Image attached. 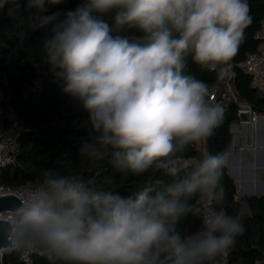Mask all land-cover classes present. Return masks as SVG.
Listing matches in <instances>:
<instances>
[{"label": "clouds", "instance_id": "obj_1", "mask_svg": "<svg viewBox=\"0 0 264 264\" xmlns=\"http://www.w3.org/2000/svg\"><path fill=\"white\" fill-rule=\"evenodd\" d=\"M61 2L0 0V10L10 4L15 18ZM250 12L248 0H82L63 16L39 17L33 30L51 26L40 40L43 64L88 113L81 163L107 160L116 175L148 179L124 194L113 175L86 179L75 159L62 161L0 228V249L52 264H220L245 233L248 210L224 207V154H188L225 119L189 62L226 74ZM128 29L141 35L121 34ZM189 217L200 222L194 231L183 226Z\"/></svg>", "mask_w": 264, "mask_h": 264}, {"label": "trees", "instance_id": "obj_2", "mask_svg": "<svg viewBox=\"0 0 264 264\" xmlns=\"http://www.w3.org/2000/svg\"><path fill=\"white\" fill-rule=\"evenodd\" d=\"M81 2L82 0H62L60 4L46 5L44 12L26 10L22 16L15 18L7 15L10 4L0 10V92L4 97L7 125L11 127L12 124L8 117V111L11 110L19 126L12 149L15 164L5 168L0 174V182L4 187H32L42 178L45 170H59L62 161L72 158L86 179L100 180L113 175L119 190L124 194H130L148 179V174L139 177L129 175L126 178L116 175L107 160L100 162L95 168H89L87 161L81 163L78 158L81 145L92 131L88 123V113L77 98L62 91L63 82L43 64L40 40L51 26L35 30L32 26L38 23L41 16L57 12L63 16V13L75 9ZM248 3L252 24L245 30V42L232 62L233 86L239 98L264 117V94L251 88L248 75L239 67L246 55L255 50L254 36L264 20V0H248ZM21 7L23 8V4ZM121 34L128 37L141 35L133 29L125 30ZM189 71L208 82L210 88L216 81L215 71L201 69L191 62ZM238 119V106L233 104L225 111L222 125L205 141L206 153H225L232 139L230 127ZM188 154L194 159L200 158L197 145L191 147ZM221 182L227 189L224 207L229 214L239 208L248 210L243 221L246 231L237 238L235 246L230 250L229 264H255L257 259L264 264V195L237 198L236 181L227 167ZM213 207L218 209L219 206ZM199 224L198 219L189 217L183 226L188 231H194ZM2 264L23 263L12 253L4 256ZM32 264L52 262L43 255L34 254Z\"/></svg>", "mask_w": 264, "mask_h": 264}, {"label": "built area", "instance_id": "obj_3", "mask_svg": "<svg viewBox=\"0 0 264 264\" xmlns=\"http://www.w3.org/2000/svg\"><path fill=\"white\" fill-rule=\"evenodd\" d=\"M254 39L256 41L255 50L246 55V58L241 64H239V67L248 75L251 88L264 94V20L261 21L259 28L255 33ZM233 77L232 68L223 76H218L216 72V81L210 88V98L213 102L220 103L225 111L231 105H237L239 117H241L242 114L247 116L250 127L254 129L257 120L261 117V115L239 98L233 86ZM3 103L4 97L0 92V174L5 168L15 164L12 149L15 145L17 136L12 127L8 126L6 123ZM30 187L31 186H23L18 189H11L4 187L0 182V197L15 195L21 202ZM243 205L246 206V203H243ZM11 214L12 212L0 214V219H6L9 221ZM12 253L18 256L21 263L32 264V256L34 254L29 255L28 253L19 252L12 247H8L5 255ZM229 260L230 254L226 258H220V264H229Z\"/></svg>", "mask_w": 264, "mask_h": 264}, {"label": "crops", "instance_id": "obj_4", "mask_svg": "<svg viewBox=\"0 0 264 264\" xmlns=\"http://www.w3.org/2000/svg\"><path fill=\"white\" fill-rule=\"evenodd\" d=\"M233 125L236 128V132L232 135L231 143H234V149H239L240 153L238 159L228 154L226 157L228 161L226 167L229 174L235 179L236 184L239 185L237 188V198H240L242 192L246 193V196H254L255 193L262 191V182H264V152L255 150L253 153L251 149L264 146L261 145V139L264 136V126H262L260 119H258L253 133L248 117L246 120L239 117L238 121ZM238 128L240 132L237 131ZM197 148L200 152V157L206 154L205 142L198 144ZM242 150H245V155L242 154ZM247 160L252 163L253 178H251V166Z\"/></svg>", "mask_w": 264, "mask_h": 264}, {"label": "water", "instance_id": "obj_5", "mask_svg": "<svg viewBox=\"0 0 264 264\" xmlns=\"http://www.w3.org/2000/svg\"><path fill=\"white\" fill-rule=\"evenodd\" d=\"M254 90V89H253ZM241 119L243 120H246L247 117L242 114L241 115ZM261 123H262V126H264V117H259ZM230 133L233 135L235 132H236V128L234 125H232L230 127ZM261 145H264V136H262V139H261ZM261 151V152H264V146H262L261 148H257V149H254L252 148L251 151ZM239 153H240V150L239 149H234V143H230L229 144V147L227 149V152L224 154L226 157L228 154H231L232 156L231 157H235L238 159L239 157ZM254 153V152H253ZM242 154L245 155V150H242ZM248 163L250 164L251 166V178H253V166H252V163L247 160ZM238 184H236V188H238ZM247 194L246 193H241L240 194V197H243V196H246ZM262 196L264 195V182H262V191L260 193H255L254 196ZM20 200L15 196V195H6V196H3V197H0V214H4L6 212H13V210L15 208H17L19 205H20ZM7 224H8V220L6 219H0V228H4L6 229L7 228ZM0 243H2V241H0ZM6 250L7 248H4V249H0V254H2V260L5 256V253H6ZM2 260H0V264H2Z\"/></svg>", "mask_w": 264, "mask_h": 264}, {"label": "rangeland", "instance_id": "obj_6", "mask_svg": "<svg viewBox=\"0 0 264 264\" xmlns=\"http://www.w3.org/2000/svg\"><path fill=\"white\" fill-rule=\"evenodd\" d=\"M8 117L10 118V120H11V127H12V129H13V131L15 132V133H17L18 132V129H19V126H18V123H17V121H16V116H15V114L11 111V110H9L8 111ZM237 125V124H236ZM253 130V133H254V129H252ZM237 131L238 132H240V129L238 128L237 129ZM229 147V146H228ZM228 147H227V149H228ZM227 151V150H226Z\"/></svg>", "mask_w": 264, "mask_h": 264}]
</instances>
